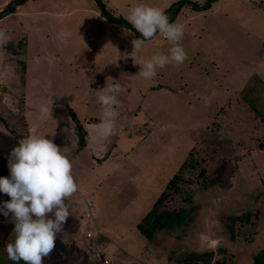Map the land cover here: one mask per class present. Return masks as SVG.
I'll list each match as a JSON object with an SVG mask.
<instances>
[{
    "label": "rangeland",
    "instance_id": "obj_1",
    "mask_svg": "<svg viewBox=\"0 0 264 264\" xmlns=\"http://www.w3.org/2000/svg\"><path fill=\"white\" fill-rule=\"evenodd\" d=\"M11 1L0 0V11ZM101 1L126 21L140 4L169 18L179 8L170 22L185 25L188 59L145 80L134 60L174 46L159 33L137 53L140 33L94 0H23L0 18L12 39L0 46V177L10 178L11 150L32 135L69 158L78 192L66 203L78 223H64L55 245L74 258L66 264H178L192 251L214 253L202 264H247L264 249V121L256 113L264 117V0H180L175 8L179 0ZM117 84L116 131L103 138L98 90ZM70 110L89 134L81 149ZM193 146L220 178L207 188L186 181L168 195L165 206L189 208L191 217L147 241L137 220ZM9 200L0 192V209ZM245 212L254 224L231 220ZM0 228L14 238L11 213L0 211ZM9 242L0 236V264H16Z\"/></svg>",
    "mask_w": 264,
    "mask_h": 264
},
{
    "label": "clouds",
    "instance_id": "obj_2",
    "mask_svg": "<svg viewBox=\"0 0 264 264\" xmlns=\"http://www.w3.org/2000/svg\"><path fill=\"white\" fill-rule=\"evenodd\" d=\"M170 6V5H169ZM127 21L143 37L132 40L133 51L139 53L145 41L159 33L172 45L169 54H157L142 63L139 74L145 80L153 79L157 69L172 64H183L188 55L181 46L185 25L169 22L164 9L146 4L133 6ZM63 39V37H58ZM12 41L6 32L0 31V46ZM98 101L103 116L98 131L103 138L115 134V121L119 116L118 94L120 86L107 85L101 90ZM43 111L50 115V108ZM10 178L0 177V192L10 197L0 211L12 214L14 240L5 246L9 260L19 264H43L55 248L58 233L63 231L71 212L66 200L78 192L72 174L73 165L52 140L32 135L13 147L8 164ZM6 210V211H5Z\"/></svg>",
    "mask_w": 264,
    "mask_h": 264
},
{
    "label": "trees",
    "instance_id": "obj_3",
    "mask_svg": "<svg viewBox=\"0 0 264 264\" xmlns=\"http://www.w3.org/2000/svg\"><path fill=\"white\" fill-rule=\"evenodd\" d=\"M187 1V0H186ZM180 0L174 4V8L180 4ZM188 2V1H187ZM189 3H192L189 1ZM194 7H196L195 3H192ZM173 6V5H172ZM171 6V7H172ZM12 10V9H10ZM8 10L3 14L2 17L6 16L10 13ZM102 14V13H101ZM1 17V18H2ZM256 112V110H254ZM71 118L75 122L74 133L76 134L77 139V149H81L87 145L89 142V134L87 130L84 128L83 123L78 120L76 114L70 110ZM262 121H264V117L260 115L259 112H256ZM13 133V132H12ZM258 149H264V145L261 142L257 144ZM195 148L190 147V149L186 152L185 157L180 160L178 167L172 173V175L167 179L164 188L158 194L153 204L139 217L136 223L137 230L145 237L147 241H150L155 232L158 230H170L174 227H179L187 222L190 219V209L185 207L179 208H170L164 205L165 199L168 195L181 194V186L182 183L195 182L199 184L202 188H207L210 185L216 183L220 176L218 175H209L207 170V164H205V158L199 157L197 152H194ZM185 193V191L183 192ZM256 217L251 212H245L231 220H240L242 223L254 224L251 217ZM71 227H75L78 223V218L75 216H69L67 222ZM9 234L10 232L5 231L4 228H0V236L8 237V240H14ZM233 236V234H231ZM14 236V235H13ZM55 241V245H59L60 239L57 238ZM3 239V238H2ZM248 241H252L250 238ZM57 253L51 252L49 256L45 257L43 260V264H66L67 261H71L74 259L70 256V254L63 250L58 249ZM223 252V251H222ZM212 251H205L202 253L196 252H188L184 256L178 257L176 259L178 264H200V263H208L206 260L207 257L213 256ZM54 260L52 262L49 260ZM247 264H264V249L257 250L251 254V259H248Z\"/></svg>",
    "mask_w": 264,
    "mask_h": 264
},
{
    "label": "water",
    "instance_id": "obj_4",
    "mask_svg": "<svg viewBox=\"0 0 264 264\" xmlns=\"http://www.w3.org/2000/svg\"><path fill=\"white\" fill-rule=\"evenodd\" d=\"M23 0H17V1H11V2H9L8 4H6L5 5V7L0 11V18L3 16V14L4 13H6L8 10H10V9H13V8H15L20 2H22ZM95 1V3L98 5V7H99V10H100V12L104 15V16H106L108 19H110L111 21H113V22H116V23H119V24H122V25H124V26H127V27H129V28H131L134 32H136V33H138L139 34V32H137L133 27H131V25L126 21V20H124V19H120V18H116V17H114V16H112L109 12H108V10H107V8L104 6V4H103V2L101 1V0H94ZM184 2V1H183ZM208 5L210 4V1L208 0V3H207ZM196 5V4H195ZM198 8H200V6L198 7ZM178 10H179V8H177V10H176V13L178 12ZM176 13H174L170 18H169V22L174 18V16L176 15Z\"/></svg>",
    "mask_w": 264,
    "mask_h": 264
},
{
    "label": "crops",
    "instance_id": "obj_5",
    "mask_svg": "<svg viewBox=\"0 0 264 264\" xmlns=\"http://www.w3.org/2000/svg\"><path fill=\"white\" fill-rule=\"evenodd\" d=\"M98 11H100V10H98ZM14 14L13 15H15L17 12H13ZM5 17V16H4ZM127 27V26H126ZM88 229H86L85 231H87ZM88 232V231H87Z\"/></svg>",
    "mask_w": 264,
    "mask_h": 264
},
{
    "label": "flooded vegetation",
    "instance_id": "obj_6",
    "mask_svg": "<svg viewBox=\"0 0 264 264\" xmlns=\"http://www.w3.org/2000/svg\"><path fill=\"white\" fill-rule=\"evenodd\" d=\"M200 264H202V263H200Z\"/></svg>",
    "mask_w": 264,
    "mask_h": 264
},
{
    "label": "built area",
    "instance_id": "obj_7",
    "mask_svg": "<svg viewBox=\"0 0 264 264\" xmlns=\"http://www.w3.org/2000/svg\"><path fill=\"white\" fill-rule=\"evenodd\" d=\"M164 38V37H163Z\"/></svg>",
    "mask_w": 264,
    "mask_h": 264
}]
</instances>
